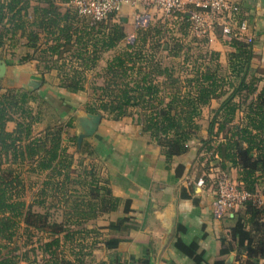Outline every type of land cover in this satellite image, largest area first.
I'll list each match as a JSON object with an SVG mask.
<instances>
[{"label":"trees","instance_id":"16d2710c","mask_svg":"<svg viewBox=\"0 0 264 264\" xmlns=\"http://www.w3.org/2000/svg\"><path fill=\"white\" fill-rule=\"evenodd\" d=\"M69 1L0 0V46L3 39H12L17 33L12 22L21 20L30 11V27L45 34V43L42 48L40 35L32 30L20 31L28 50L20 61H36L41 65L37 66L41 76L54 72L57 88L80 94L86 90L85 73L96 66L104 53L115 50L126 39L128 21L120 13L91 24L89 18H79L72 9H64ZM73 21L79 28L72 27ZM160 25L161 22H156L134 32L132 44H127L106 64L100 76L103 81L95 88L98 95L93 92L82 109L115 122L130 118L160 148L167 166L188 152L189 143L198 140L205 153L212 152V160H217L220 169H238L237 182L250 194H259L257 189L264 182V71L250 73L254 58L252 45L226 37L233 52L227 55L226 77L221 78L217 75L219 65L189 67L185 60L164 64L160 52H167L175 60L181 48L159 43L163 33ZM185 26L183 34L187 35ZM37 54L39 59L34 56ZM215 56L218 55L210 51L205 53L211 62ZM181 70L184 77L178 74ZM3 92L0 94V264H82V258L76 254L78 250L93 251L101 245L106 250H115L124 241L102 240L101 230L126 234L137 226L131 217L125 216L105 228L95 224L97 218L115 212L119 201L101 181L96 165L85 162V158L89 160L93 155L86 145L77 150L80 155L77 160L67 152L64 139L73 127V118L63 123L60 115L57 119L52 117L48 103L33 91L7 88ZM213 100L219 106L207 115V138L203 140L198 138L204 122L202 111ZM8 124L14 125L12 131H7ZM67 140L70 146L77 147L76 138ZM27 162L39 188L28 203L23 197L21 170ZM206 177L211 183L208 172ZM35 207L42 212L35 213ZM51 211L61 212L60 221L51 220ZM227 216L233 217V226L227 237L220 240L219 255L235 252L237 264H263L264 204L258 207L246 202ZM22 228L28 240L30 231L41 236L36 247L32 245V258L29 251L20 254L16 245ZM183 231V227L177 226L176 233ZM174 248L192 264H207L195 243L184 244L176 239ZM135 264H149V261ZM213 264L224 262L218 260Z\"/></svg>","mask_w":264,"mask_h":264},{"label":"crops","instance_id":"0c3cea01","mask_svg":"<svg viewBox=\"0 0 264 264\" xmlns=\"http://www.w3.org/2000/svg\"><path fill=\"white\" fill-rule=\"evenodd\" d=\"M230 1L241 8L253 29L254 58L250 73L264 71V0ZM121 16L127 18L129 35L132 33L129 28L132 23L131 9L123 8ZM213 51L220 61L225 60L231 52L218 43L214 44ZM27 52V48L25 51L18 47L0 46V62L5 66L4 75L0 77L2 87L24 89L22 86L25 85L28 91L44 98L48 105L50 102L45 96L47 93L56 97L62 108L68 109L67 117L62 119L63 123L70 118L74 121L64 139L67 152L77 160L80 156L79 149L86 145L93 155L89 160L88 157L85 158V162L92 161L96 165L101 181L109 188L112 197L119 201L115 212L97 218L95 224L105 228L110 222L125 216L131 217L137 226L135 231L126 234H109L107 230H101L104 234L101 236L102 240L118 238L124 242L115 250H106L101 244L100 248L93 251L78 250L76 254L82 258L83 264H109L114 261L135 264L144 260L149 261V264H192L174 248L176 239L184 244H197L207 264L218 260H222L224 264H237L235 252L224 257L219 255L220 240L230 233L233 217L226 215L219 220L213 217L211 184L205 173L207 163L198 140L189 143L188 152L174 158L167 166L160 148L142 134L140 127L130 118L115 122L101 115L102 119L94 135L83 139L80 146H70L67 138H77L75 116L87 113L82 110L87 97L84 93L69 94L57 88L56 74L50 72L41 76L36 61L21 62L20 58ZM21 53L24 55L21 56ZM30 82L41 85L33 90L29 86ZM67 102H72L74 106L68 107ZM218 106V101H211L209 107L202 111L203 118H207L208 111L215 110ZM71 110L74 111L73 114L70 113ZM205 111L207 115H204ZM63 116L60 115V118ZM46 120L49 119L45 118ZM42 129L43 126L37 132ZM206 136V124L203 122L198 138L205 140ZM213 159L211 158V162L218 167L217 160ZM211 166L209 162V167ZM226 172L230 179L237 182L240 174L238 169L231 168ZM257 192L264 201V182ZM177 226L183 227L184 231L176 233ZM85 251L88 253H84Z\"/></svg>","mask_w":264,"mask_h":264},{"label":"built area","instance_id":"2783aa9c","mask_svg":"<svg viewBox=\"0 0 264 264\" xmlns=\"http://www.w3.org/2000/svg\"><path fill=\"white\" fill-rule=\"evenodd\" d=\"M77 17L99 23L121 13L127 7L132 11L133 31L127 35V44L134 41V32L182 15L188 36L205 39L207 45L221 36L244 39L252 44L254 33L246 15L230 0H70L66 5ZM212 193V214L217 220L238 211L246 202L256 206L264 204L259 194H250L242 184L230 179L226 171L217 166L209 169Z\"/></svg>","mask_w":264,"mask_h":264},{"label":"rangeland","instance_id":"374dc122","mask_svg":"<svg viewBox=\"0 0 264 264\" xmlns=\"http://www.w3.org/2000/svg\"><path fill=\"white\" fill-rule=\"evenodd\" d=\"M64 9H67V7L64 6ZM28 12L29 13H27L24 17H22L21 20H15V21L12 22V29L14 31H16L17 33L15 34V36L12 39H9V38L8 39H3L2 42H3V46L4 47H8V46L18 47V48H22V50L26 51L25 45H26L27 42L25 40V37H22L20 34L22 33L23 30L25 31V33L30 32V30L36 32V29L30 27V23H31L32 18L30 17L31 16L30 11H28ZM182 19H183L182 15L178 14V15H176V19H174L172 17V18H170L168 20H165V21L161 22L162 26L160 25V27L162 28L163 33L161 35L162 37L159 40L160 41L159 43H167V44H169L170 47L174 46V45H178L179 48H181L180 55L175 60L172 59L171 57H169L167 52H160L158 55L161 56L162 62L164 64H170V63H175L176 64V62H182L183 60H185V64L186 65L188 64L189 67L190 66H192V67L194 66L195 67V66L201 65L202 66L201 68H203V66H206V65H210L212 68H215L216 65L217 66L219 65V68L217 69V75L219 77H221V78L226 77V73H227L226 67L227 66H226L225 60L227 61V58L225 60L221 59V61H220L219 56H215V58L213 57V61L211 62L208 57H205V53H206V51H208V52L210 51L213 54L214 53L213 47H214V44H216V43H218L219 45L225 47L227 50L229 49V50H231L233 52V49L226 42L228 40V38H223L221 36H217L216 37V42L214 44L207 45L205 39H203V38H195L193 36H188V34L187 35L183 34V31H184V29L186 27L185 26L186 22L184 20H182ZM72 27L73 28H75V27L79 28L78 24L75 21H73ZM129 28L131 29V31H133L132 23L129 24ZM20 31H21V33H20ZM36 33L40 35L39 44L43 48L44 47V43H45V41H44L45 40V37H44L45 34L42 33V32H38V31ZM126 37H127V35H126ZM231 40H236L238 42H242V43L247 44L244 39H240L238 37L237 38L233 37V38H231ZM126 45H127V42H126V40H124L119 45V47L116 48L115 50L107 52V53H104L100 57V59L97 62L96 66L91 71L85 73V80H86L85 89L86 90L84 92V96L87 97V101H88L89 98H91L93 96V92H95L96 95H98L99 92L95 91V88L100 86L102 81H103V78H101L100 76H102L103 70L106 67V64L108 63V61L116 53H119L123 48H125ZM164 48H165V46H164ZM187 48L190 49V51L187 52ZM20 55L22 56L24 54L21 53ZM34 56L37 57L38 59L40 58L39 54L34 55ZM66 56L67 55H65L64 57H66ZM23 57H25V56H23ZM35 57H34V59H37ZM180 65H182V64H180ZM38 66L41 67V65H38ZM67 68L70 69V66L67 67ZM193 72L194 71H192L191 73H193ZM178 74L181 77L185 76V73H184L183 70H181ZM220 83H224V81H220ZM22 87H25L22 90H28V89H26L27 87L25 85H23ZM5 89H7L6 86L2 87V84L0 83V94L4 93L3 91ZM45 96L47 97L48 102H50L49 103V109H48L49 113L51 115H54L55 119H57V117L59 115H64L63 118H60V120H61L60 122H64V120H62V119L67 117V115H68V111L67 110L68 109L62 108L60 106V103H58V101L56 100V97H54L53 95L47 93V94H45ZM81 96L83 97L82 94H81ZM79 101H81V100H79ZM86 102H84V104ZM67 104H68V107H72V105H73L72 102L71 103L67 102ZM211 111H213V110H209L208 111L209 115H210ZM73 112L74 111H72V110L70 111L71 114H73ZM204 115H207L206 111L204 112ZM207 118H205V117L202 118V120H204V124L207 123V121H206ZM208 120H209V118H208ZM13 127H14L13 124H9V126L6 129L7 130H11ZM52 128H55V127H52ZM206 138H207V136H206ZM204 150H203V152H204ZM211 153L212 152L205 153V158H206V163H207V165L205 166L206 167L205 173L206 172L209 173V169H210L209 162L211 163L212 166H214V163L211 162V158H212ZM3 167L5 168V167H7V165H4ZM21 170H22V177H23V182H24L23 183V186H24V188H23V197H24L26 203H28L33 198V196L36 193L37 189H39L38 188V179H37V177L34 174H30V172L28 170V162L24 163V165L21 168ZM43 176L44 175H42V177ZM33 211L35 213L36 212H40V213L42 212V210L40 208H36V207L33 209ZM50 213H51L50 214L51 215V217H50L51 220L60 221L59 218L61 217V212H60V214L58 212L54 213L53 211H51ZM30 235H31L30 236V240H28V238L26 237V234L24 233L23 228H22L19 231V236H18V239L16 240V245L18 247H20V251H19L20 254H23L25 251H29V257L32 258L33 255H32V253L30 251L33 249V246L36 247V241L38 239H40L41 236H40V234H38L37 232H34V231H30ZM101 235H104V234L101 232ZM26 241H28L27 242L28 243L27 246H25ZM29 243H31V244H29ZM35 247H34V249H35ZM82 251H84V250H82ZM84 253H88V252L85 251ZM89 259H90V256H89ZM82 264H83V262H82Z\"/></svg>","mask_w":264,"mask_h":264},{"label":"water","instance_id":"95a60500","mask_svg":"<svg viewBox=\"0 0 264 264\" xmlns=\"http://www.w3.org/2000/svg\"><path fill=\"white\" fill-rule=\"evenodd\" d=\"M5 72V66L2 62H0V77L4 75ZM41 83H34L30 82L29 86L36 90L38 87H40ZM102 119V116L100 114H90L85 113L82 115H76L75 116V129L78 131V135L76 138V143L78 146L81 145V142L83 139L91 137L96 132L100 121Z\"/></svg>","mask_w":264,"mask_h":264}]
</instances>
